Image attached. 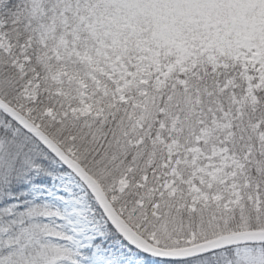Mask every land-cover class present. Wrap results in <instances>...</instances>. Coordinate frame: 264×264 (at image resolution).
<instances>
[{"label":"snow or ice","instance_id":"1","mask_svg":"<svg viewBox=\"0 0 264 264\" xmlns=\"http://www.w3.org/2000/svg\"><path fill=\"white\" fill-rule=\"evenodd\" d=\"M0 264H264V0H0Z\"/></svg>","mask_w":264,"mask_h":264}]
</instances>
